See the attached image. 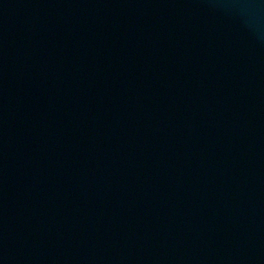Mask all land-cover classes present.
I'll return each mask as SVG.
<instances>
[{
    "label": "water",
    "instance_id": "95a60500",
    "mask_svg": "<svg viewBox=\"0 0 264 264\" xmlns=\"http://www.w3.org/2000/svg\"><path fill=\"white\" fill-rule=\"evenodd\" d=\"M0 264H264V0H0Z\"/></svg>",
    "mask_w": 264,
    "mask_h": 264
}]
</instances>
